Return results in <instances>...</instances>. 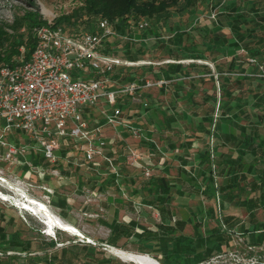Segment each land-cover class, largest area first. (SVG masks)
<instances>
[{
	"label": "crops",
	"instance_id": "1",
	"mask_svg": "<svg viewBox=\"0 0 264 264\" xmlns=\"http://www.w3.org/2000/svg\"><path fill=\"white\" fill-rule=\"evenodd\" d=\"M203 4L207 11L215 9V20L199 23L205 26L200 34L207 42L203 50L187 45L189 53L183 58L190 62L186 66L181 65V58L167 59L161 65L149 61L148 54L154 47L148 48V43L152 45L154 40H144L141 50L139 59L145 56L148 63L142 64L140 77L165 81L160 87L142 89L140 109L135 111L143 129L138 141L145 146L139 151L143 155L139 161L154 166V172L150 170L147 176L138 178L136 166H129L127 160L114 153V170L101 178L109 180L107 189L114 190L110 193L114 210L116 204L125 203L138 210L146 207L156 210L159 226L164 228L159 229L161 233L153 232L158 241L168 230L171 235L193 240L195 225L201 234H206L203 228L219 226L217 208L222 212L221 218L227 220L228 229L264 230V77L219 74L227 70L252 74L255 65L264 66V0H204ZM233 20L236 34L229 28ZM171 34L179 42V34L176 31ZM173 46L179 51L183 45ZM197 55L209 65L193 61L191 57ZM218 57L222 58L220 63ZM168 64L175 68L169 70ZM185 76L187 81L182 80ZM207 81L210 88L199 86ZM119 98L116 106L123 112L126 102L118 101ZM212 123L213 140L209 149ZM137 125L133 126L139 128ZM112 128L119 141L127 142L130 134L126 128L121 125ZM127 144L122 147L124 154L125 148H130ZM124 162L131 168L122 169ZM212 165L216 184L210 175ZM92 169L99 172L97 166ZM134 195L139 198L134 200ZM123 196L125 201L121 200ZM257 211L263 215L259 217ZM113 221L120 222L116 218ZM187 226L189 232L179 229ZM12 253L19 254L14 250L6 254Z\"/></svg>",
	"mask_w": 264,
	"mask_h": 264
},
{
	"label": "rangeland",
	"instance_id": "2",
	"mask_svg": "<svg viewBox=\"0 0 264 264\" xmlns=\"http://www.w3.org/2000/svg\"><path fill=\"white\" fill-rule=\"evenodd\" d=\"M84 8V0H0V57L11 54V50L14 49L19 51L20 47L23 48V53H26L28 49L25 44L18 43L26 42L29 38L33 39L34 28L39 25L40 21L56 22L70 33L84 31L87 26L95 23L96 19L101 17L87 13ZM207 12L203 1H200L191 11L169 7L165 17L156 21L139 17L138 19H146L149 26L142 33H135L137 40L133 43H124L117 38H109L108 49L114 51L115 55L125 58L124 55L128 50L131 54H134L136 49L141 51L144 48V40H154L152 45L148 43V48L154 47L153 51L148 54L149 61L161 65L167 59L181 58V65L186 66L190 62V59L183 58L187 57L185 55L189 53L188 47L190 46L187 47V45L191 44L197 49L203 50V45L207 42L206 37L200 34L203 32L202 27L205 26L195 22L197 17H203ZM217 26L215 25L218 29ZM173 31L180 35L179 42L172 39ZM176 43L180 46L183 45L179 51L173 46ZM12 55L14 54L12 53ZM143 57V60H148L145 56ZM15 58L12 56L11 60ZM221 60L222 58H217L218 63ZM193 61L209 65L208 61L203 58ZM1 63L4 62L0 61V65ZM141 66L116 67L113 71L116 85L123 84L130 77L141 76ZM258 69L259 73H263L264 66L261 65ZM234 71L227 70L225 73L231 76L230 73ZM191 75V77H196L195 74ZM182 80L187 81L188 79L185 76L182 77ZM199 86L205 89L210 88L208 81L200 83ZM139 93H135L133 98L121 96L118 99L123 103L126 102L121 115L133 125L138 124L139 137L129 135L127 142H123L118 140L115 129L111 126L102 125L100 128L105 140L104 154L111 158L115 153L121 155L120 158L126 161L127 158L122 147L127 143L130 148L133 147L131 149L144 150L145 146L138 141L143 135V129L139 126L141 118L135 116L136 109H140ZM199 98H201L200 95ZM202 104L204 103L202 102ZM101 115L97 111L90 112L85 117L88 120V126L91 127L94 120L100 121ZM13 135L19 137V142L30 144V141L24 138L20 132L11 133L7 137L8 140L12 139ZM55 153V159L48 161L41 157L38 150L28 148L19 162L0 159V178L5 182L0 180V191L5 194L7 199L0 198V227L7 236L17 234L20 239L30 241L29 251H27L29 255L26 257L24 251H20L15 260L16 263L11 264H29L28 258L35 260L36 264H111L115 260L121 264H141L122 259L110 250L111 244L107 241L110 235L109 223L113 222L115 218L120 223H126L128 218H131L128 222H133V233L127 237H118L115 247L134 253H145L160 262L163 252L157 235H154L153 232L161 233L159 229L164 228L159 226L156 210L151 207L138 210L126 203L124 206L116 204V209H113L112 201L114 200L110 193L114 190L107 189L109 180L101 179L107 175L109 170H114L112 161L110 165L99 156H95V159H99L98 164L85 162L81 159V151H78V147L69 141L65 143L60 141ZM79 161L82 163L78 165L76 162ZM126 163H121V168L129 169L131 168L129 166H136L138 178L144 176L143 167L154 172V166H147L141 161H139V165L128 166L127 164L130 163ZM95 166L99 172L92 169ZM92 188L94 189L92 190ZM26 196L47 205L52 213L71 224L74 230L63 231L53 228V232L49 233L47 225L43 223L39 214L22 209L17 203ZM123 198L124 196L121 197V200L125 201ZM132 198L136 200L139 197L134 195ZM122 208L124 210L121 211ZM257 215L261 217L263 214L261 211H257ZM209 223L211 222L209 221ZM169 225L171 226V224ZM207 228H203L205 233H207ZM219 228L221 229L220 226ZM142 229L149 230V232H143ZM179 229L184 233L190 231L188 226ZM179 229L177 228L175 232ZM262 232H242L241 236L245 243L229 241L227 244H221L217 250L191 264H198V262L203 264H264V235L260 236ZM139 234H141L140 237H138ZM50 241H52V245ZM169 244L167 250H171ZM61 248H64L62 249L64 251H61ZM0 251H6L3 250L1 244ZM216 254L217 256H214ZM169 255L171 258L181 259L174 253ZM64 257L70 261L66 262ZM176 262V264H183L180 260Z\"/></svg>",
	"mask_w": 264,
	"mask_h": 264
},
{
	"label": "built area",
	"instance_id": "3",
	"mask_svg": "<svg viewBox=\"0 0 264 264\" xmlns=\"http://www.w3.org/2000/svg\"><path fill=\"white\" fill-rule=\"evenodd\" d=\"M215 14V9L211 8L205 16L197 17L195 22L200 23L205 19L214 21ZM114 22L116 21L99 17L92 30L78 33L67 32L61 25L49 21L39 24L34 28L33 45L28 57L23 59V48L20 47L19 55L12 63H1V160L19 162L28 148H32L38 150L43 159L53 161L59 142L69 141L78 147L81 159L85 162L96 165L99 159H95V156H99L111 165L112 158L103 151L105 140L101 126L121 125L133 137L140 136L139 128L121 116L116 98H133L142 89L160 87L165 81L139 76L116 85L113 79L116 67L142 65L148 61H131L105 53L104 42L109 38H117L124 43H133L137 40L135 33L145 29L148 23L144 18L136 19L129 21L122 32H116L113 29ZM259 76H264V73ZM142 105L145 106L146 102L143 101ZM95 111L102 114L101 120H94L89 127L85 117ZM18 132L30 141L29 145L19 142L16 135L8 140V135ZM212 133L213 123L208 133L209 149L213 140ZM126 151L128 162L139 165V159L143 157L141 152L128 147ZM149 173L150 169L143 167V174L147 176ZM210 175L216 184L214 165L211 166ZM216 217L221 229L228 233L229 241L245 243L241 231L225 226L221 218L222 212L218 208ZM9 252L11 250L0 251V255Z\"/></svg>",
	"mask_w": 264,
	"mask_h": 264
},
{
	"label": "trees",
	"instance_id": "4",
	"mask_svg": "<svg viewBox=\"0 0 264 264\" xmlns=\"http://www.w3.org/2000/svg\"><path fill=\"white\" fill-rule=\"evenodd\" d=\"M204 1V0H84L85 4V10L87 13L98 15L101 17H105L108 20H114L113 29L116 32H122L125 28H127L129 21H133L138 19L139 17H144L146 19H153L154 21L159 20L160 18L165 17V14L167 12V9L169 7H175L178 10H185V11H191L194 9V7L197 5L198 2ZM234 20L232 21V25L229 27L231 32L236 34L235 26H234ZM45 21H40L39 24H45ZM56 24V22H53ZM93 24L87 26L85 30H92ZM149 26V25H148ZM148 26L140 31L142 33L145 31ZM203 28V27H202ZM158 36V35H156ZM180 35L178 36V38ZM18 44H25V47L28 49L26 53H23V59H26L31 51L32 45H33V39H27L26 42H19ZM109 42H104V49L103 51L105 53H110L115 55V52L112 50H109ZM123 46H126L123 44ZM162 46V45H161ZM127 50V49H126ZM14 54L12 56L17 57L19 55V51L17 50H11V54ZM11 54H7L3 57H0V61L10 64L12 63L11 60ZM246 54L254 59V56L252 53L247 52ZM141 55V51L139 49H136V52L134 54H126L124 55L126 59L135 61L138 60ZM11 56V57H10ZM194 59H201L200 55H197V57H191ZM167 68L169 70L175 68V66L172 64H168ZM259 66L255 65L254 72L252 74L243 73V71H234L230 73L231 76H258L260 78L264 76H259L258 69ZM219 74L222 75H228V73L222 72ZM133 77L128 78L127 80H132ZM206 158V154H205ZM222 222L225 224L227 228H229L226 223L227 220L222 218ZM133 222H128L126 224L120 223V222H111L109 223V231L110 235L107 238V241L111 246H116V240L120 236L127 237L128 235L133 233ZM258 228V227H256ZM263 229V228H262ZM144 232H149V230L142 229ZM138 235V234H137ZM193 240L188 239L185 236L182 235H171L170 233L166 232V235L162 238H159V244L161 247V250L163 254L161 255L160 262L162 264H176L178 260L181 261L183 264H191L195 261H198L215 250H217L221 244H227L229 242V235L225 230H221L219 226H212L207 230L206 234H201L198 230V226H193ZM264 235V230L260 236ZM141 234H139L138 237H140ZM184 239H188V241H184ZM29 240L26 239H20L17 234H14L12 236H7L4 232V230L0 227V244L3 247V250H14V251H24V256H28L27 254L28 248H29ZM170 243V244H169ZM50 244L52 245V241H50ZM168 244L170 245L171 250H167ZM64 248H61V251ZM174 253L175 256H180L181 259L177 258H171L169 254ZM19 256L18 253H12V254H6L4 258H0V264H11L16 263L15 260ZM94 257V256H93ZM68 258L64 257V260L66 262H69L67 260ZM95 259V258H94ZM29 264H36L35 260H32L31 258L27 259ZM14 261V262H12ZM98 261V260H97ZM114 261V260H113ZM111 264H121L119 261H114Z\"/></svg>",
	"mask_w": 264,
	"mask_h": 264
},
{
	"label": "bare ground",
	"instance_id": "5",
	"mask_svg": "<svg viewBox=\"0 0 264 264\" xmlns=\"http://www.w3.org/2000/svg\"><path fill=\"white\" fill-rule=\"evenodd\" d=\"M2 182H4L3 179L0 178ZM5 183V182H4ZM0 198L6 199L5 194L0 191ZM7 200V199H6ZM17 203L20 205L22 209L34 211L35 213L39 214L41 218L43 219V223H45L48 227V231L53 232V228H57L63 231H73V226L65 221H63L59 216L52 213V211L45 205L44 203L34 199L27 197L23 198ZM110 250L117 256H119L122 259L130 260L135 263H141V264H161L160 262L154 260L152 257H150L148 254L145 253H134L130 251H126L114 246L109 247Z\"/></svg>",
	"mask_w": 264,
	"mask_h": 264
}]
</instances>
